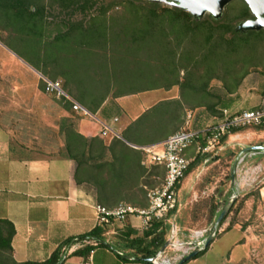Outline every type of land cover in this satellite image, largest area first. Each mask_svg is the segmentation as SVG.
<instances>
[{
    "label": "rangeland",
    "instance_id": "rangeland-1",
    "mask_svg": "<svg viewBox=\"0 0 264 264\" xmlns=\"http://www.w3.org/2000/svg\"><path fill=\"white\" fill-rule=\"evenodd\" d=\"M44 3L43 28L41 31L34 28L36 30L30 32L28 23L18 21L6 6L0 5V110L14 105L15 112L24 118L23 125L29 130L55 131L65 118L77 126L80 117H89L76 113L63 99L48 94L44 79L59 81L75 100L81 93L89 107L95 98L79 88L81 81L93 80L100 90L99 95L110 93L109 97H115L121 94L128 97L129 103H134L141 95L149 98L150 106L178 100L181 103L180 120L168 123V131L159 134L158 138L164 142L190 126L201 129L218 122L221 106L214 111L208 109L218 100L244 102L240 110H251L255 107L248 101L260 99L258 90L264 80V32L251 33L244 50L239 51L237 44L241 41L234 40L236 45L232 48L227 42L232 34L222 36L219 30V26L226 24L234 29L246 20L242 16L249 7L243 0H234L226 6L221 24H212L207 13L202 20L205 24L200 28L185 18L177 21L178 27L174 28L163 8L170 6L162 3L155 10L158 15L155 41L140 47L138 44L130 47L121 39L125 25L136 15L135 9L139 16L151 15L152 7L145 1H134L133 8H129L130 0H98L92 7L87 4L85 10L79 7L84 0L67 3V7L60 0H44ZM95 22L106 27V45L62 39L60 49L56 47L48 52V41L71 29L78 35ZM158 32L162 33L159 35ZM212 50L222 58L211 66H196L195 61L198 64ZM47 55L51 58H46ZM26 60L36 62L41 72ZM193 73L195 77H192ZM174 79L179 85L171 83ZM193 86L204 91L194 93ZM61 108L72 113L61 118ZM235 108L239 109L238 106ZM128 120L125 117L116 122V132L124 136ZM150 135L159 136L151 132ZM259 146H264V130L250 129L242 133L241 138H227L208 153L197 154L196 147L188 151L193 161L200 160L182 183L176 216L166 222L170 226L168 240L173 238L176 230L178 233L173 240L194 246L197 233L212 231L218 214L233 197H237L225 223L218 227L211 262L225 256V250L242 234L246 249L240 256V264H264V154L248 152L241 162L244 149ZM153 167L146 166L144 192H137L136 203L128 202V205L148 208L150 192L160 188L165 177L162 167ZM118 226L113 228L119 229ZM228 228L236 231L227 233Z\"/></svg>",
    "mask_w": 264,
    "mask_h": 264
},
{
    "label": "crops",
    "instance_id": "crops-1",
    "mask_svg": "<svg viewBox=\"0 0 264 264\" xmlns=\"http://www.w3.org/2000/svg\"><path fill=\"white\" fill-rule=\"evenodd\" d=\"M79 86L93 96L95 102L89 107L81 93L76 100L71 97L89 113V117L79 118L76 130L86 139H103L107 146L114 138L102 135L105 126L114 127L115 120L119 122L126 117L129 119L127 129L159 104L150 106L151 101L145 95L139 96L134 103H129L128 97L121 94L115 97H109L110 93L99 95L100 90L93 80L81 81ZM258 91L260 99L248 101L255 109L264 105V80L260 82ZM243 103L232 100L227 103L228 108L224 109L240 111ZM12 106L1 109L4 111L0 110V221L11 222L15 235L11 242V258L0 250V264L45 262L65 241L85 235L97 227L106 231V242L112 246H115L118 233L127 227L140 234L144 232L142 221L138 217H128L123 224L100 226L95 209L99 205L97 191L87 182H77V163L64 156L66 136L61 133L59 126H56L55 131L29 130L23 125L24 118ZM68 106L71 108L72 105L69 103ZM237 106L239 109L235 108ZM71 113L70 110L61 108L60 116L65 118ZM119 135L130 147H146L164 142L151 136L145 138L141 145H135L128 143L120 133ZM111 158L108 154L106 160ZM263 190L264 188V196ZM116 224L120 225L119 229L113 228ZM243 238L241 234V238L225 250V256L212 263L211 249L216 238L206 254L187 264H240V256L246 249ZM89 244L95 245L92 241H86L67 248L71 251L63 264H144L134 260L123 261L122 256L129 258V251H117L108 246L96 247L88 257L75 255L76 251Z\"/></svg>",
    "mask_w": 264,
    "mask_h": 264
},
{
    "label": "trees",
    "instance_id": "trees-1",
    "mask_svg": "<svg viewBox=\"0 0 264 264\" xmlns=\"http://www.w3.org/2000/svg\"><path fill=\"white\" fill-rule=\"evenodd\" d=\"M60 1L64 3L65 7H67L69 4L79 3V0ZM97 1L98 0H84V3L79 7H81L82 10H85L87 9V4L89 5L88 7H92ZM130 1H132V3H130L132 5H130L129 8H133L132 6H134V1L137 0ZM140 1H145L151 5V15L139 16L138 9H135V12L137 11L136 15L133 17L131 22L124 27L123 39H121V36L120 38H118L121 39L122 42L125 41L128 46L130 44V47L137 44L140 47L144 43L149 45L150 42L155 41L156 39L155 24L157 23L155 20L158 19V15H156L155 10L156 8L161 7V3L149 2L147 0ZM0 5L6 6L7 10H10L12 12L11 15H14V17L16 16L18 18V21L22 23H28V27L30 29L28 32L33 31L34 28H39L38 30H42L43 11L45 9L44 0H0ZM163 8L166 15L170 18V20L173 21L172 26L174 28L178 27L177 21L182 18H185L198 28L203 27L205 24L204 21H195L189 12L181 8L168 6H164ZM106 9L107 8H105V10ZM242 17V19L246 18V20L249 19L248 17L252 18L249 8L247 9L245 15ZM210 19V22L212 24H221L222 21L224 22V19L220 21H215L212 17H210ZM219 30H221L220 34L222 36L227 33L232 34V38L227 41L229 42V46L232 45V48L236 45L234 40L241 41L239 42V44H237V48H239V51L244 50L245 45H247L249 41V35L253 33L251 32L245 36L240 35L235 32V28L233 29L228 24L219 26ZM75 32L76 30L74 31L71 29L68 33L59 35V37L55 38L53 41H48V52H50V50H55L56 47L60 49V43L62 42V39L69 42H71L72 40H80V43H85L87 45H93L92 43L95 42H100L104 45L107 44V30L103 23L98 24L95 22L89 27L84 28L78 35H76ZM158 33L160 35L162 32ZM42 49L46 50V47H43ZM46 58L51 57L50 55H47ZM218 58L221 59L222 57H219V54H217L215 50H212L209 51L207 56L199 61L198 64L196 61L195 63L196 66L202 64L211 66L216 63ZM26 62L37 71L41 72V69L36 62H31L28 60H26ZM207 73L210 74V69L207 70ZM193 76L195 77V73L192 74V77ZM171 83L174 86L179 85V81L175 79ZM193 90L194 93L204 91L203 89L200 90L199 88L194 86ZM63 100L67 102L65 99ZM67 103L69 104V102ZM219 106H221L222 109L228 108L227 103L218 100L216 103L209 106L208 109L214 111ZM71 109H73L72 106ZM179 110H181V103L178 100L163 101L147 111L138 120L133 122L124 132L123 138L130 144L141 145L143 143V140L147 136H151L150 132L157 135L162 132L165 133L168 131V123L179 122ZM221 116L222 112L220 111L219 121L221 119ZM148 117L150 118L146 122V118ZM151 120L153 121L151 122ZM258 129L264 130V128ZM60 131L66 136L64 156L77 163V182H87L95 187L97 191V202L99 205H102L109 209H114L122 203H136L135 194L137 192H144L143 187L147 184V169L142 166V162L145 158L142 151L130 147L126 142L118 138H114L109 146H107L104 140L99 137L90 140L86 139L84 136L77 132L76 126L71 123L69 118H65L63 120ZM158 137H160V135L157 136V138ZM108 154L111 155V160H106ZM199 160L200 158L191 163L186 176L192 172L193 168L196 166ZM158 168L161 167H153V169ZM220 213L218 214V216L220 215ZM227 217L221 225L225 223ZM169 229L170 226L164 222H153L152 227L148 230H145L142 234L131 229L130 227H127L126 229L118 233V235L116 236L115 246H112L106 242V238L104 236L106 231L101 227H97L93 231L85 235L65 241L45 262H27L23 264H63L66 260L63 259L64 249L70 248L77 243H84L86 241H92L95 243V245H86L82 250L76 251L75 255L88 257L96 247L108 246L117 251H129V253L127 254L129 258L126 256H122L123 261L128 262L130 260H134L137 262H142L144 264H152L148 260L154 258L158 254V252H160L166 245V243L168 242L167 235ZM230 230L231 229L228 228L227 232H229ZM14 235L15 229L13 224L9 221L1 220L0 250L2 254H7L8 258H11V242ZM210 246L211 245H209V247L205 251L201 252L192 260H195L206 254Z\"/></svg>",
    "mask_w": 264,
    "mask_h": 264
},
{
    "label": "built area",
    "instance_id": "built-area-1",
    "mask_svg": "<svg viewBox=\"0 0 264 264\" xmlns=\"http://www.w3.org/2000/svg\"><path fill=\"white\" fill-rule=\"evenodd\" d=\"M44 83L48 94L59 99H65L72 105L74 111L89 115L85 108L64 91L59 81L44 79ZM221 112V119L217 123L201 129H194L190 126L171 135L161 144L146 147L132 146L145 155L144 166H157L165 170L162 185L150 192L148 196L149 206L146 209H138L124 203L114 209L96 205L99 225L106 227L115 223L123 224L128 217H138L141 219L143 231H145L152 227L153 222L166 223L170 221L178 212L180 189L193 162V159L189 157V150L196 147L197 154H205L220 145L224 139H238L242 137V133L250 129L264 128V105L261 108L251 110L223 109ZM117 121L115 120V122ZM102 135L104 137L111 135L113 138L120 139L119 133L113 126H105ZM245 154L241 157V162L246 159ZM254 154H264V152H254ZM173 233V238H176L178 231L175 230ZM211 233L212 231L208 230L198 232L197 242L194 246L193 243H183L173 240V238L168 240L170 245L164 251L158 252L153 258L152 264H180L192 252L196 250L205 251L207 239ZM70 251L71 249L64 250V260L67 259Z\"/></svg>",
    "mask_w": 264,
    "mask_h": 264
},
{
    "label": "water",
    "instance_id": "water-1",
    "mask_svg": "<svg viewBox=\"0 0 264 264\" xmlns=\"http://www.w3.org/2000/svg\"><path fill=\"white\" fill-rule=\"evenodd\" d=\"M149 2L165 3L170 7H178L190 13L195 21H202L204 17L210 15L215 21L223 19L224 11L227 5L234 0H147ZM248 5L252 18L242 21L235 27V32L240 35H248L251 32L264 31V0H243ZM248 152H264V146L248 147L242 151V154ZM237 197H233L231 201L227 203L225 208L218 216L212 233L207 239L206 249L212 244L215 235L218 233V227L222 224L225 218L231 212L233 205L235 204ZM170 242L168 241L161 251H164ZM201 252L196 250L187 256L180 264H186ZM150 263L154 262V259L148 260Z\"/></svg>",
    "mask_w": 264,
    "mask_h": 264
},
{
    "label": "bare ground",
    "instance_id": "bare-ground-1",
    "mask_svg": "<svg viewBox=\"0 0 264 264\" xmlns=\"http://www.w3.org/2000/svg\"><path fill=\"white\" fill-rule=\"evenodd\" d=\"M263 194H264V190H263Z\"/></svg>",
    "mask_w": 264,
    "mask_h": 264
}]
</instances>
